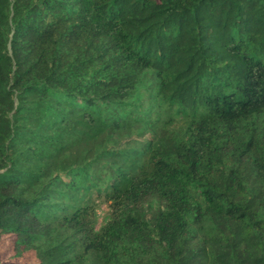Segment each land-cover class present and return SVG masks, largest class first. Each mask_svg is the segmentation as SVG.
Wrapping results in <instances>:
<instances>
[{
    "label": "trees",
    "instance_id": "16d2710c",
    "mask_svg": "<svg viewBox=\"0 0 264 264\" xmlns=\"http://www.w3.org/2000/svg\"><path fill=\"white\" fill-rule=\"evenodd\" d=\"M8 243L14 264H264V0H0Z\"/></svg>",
    "mask_w": 264,
    "mask_h": 264
},
{
    "label": "rangeland",
    "instance_id": "374dc122",
    "mask_svg": "<svg viewBox=\"0 0 264 264\" xmlns=\"http://www.w3.org/2000/svg\"><path fill=\"white\" fill-rule=\"evenodd\" d=\"M141 103L144 106L145 110L150 109L151 106L152 107L157 106L156 101L145 90H143ZM175 111L178 112L177 109H175ZM177 115L180 116L176 118H181V116H183L179 113H177ZM115 139H117L116 142L120 143L123 147L139 148L142 142H144V140L151 139V133L144 131V126L138 124L130 129L120 132V134L118 135H115ZM96 206H97L96 229L100 230L111 220L112 209L110 207V204L102 200H98L96 202ZM161 206L162 204L156 198H151L148 201H146L144 204H142L141 209L144 214L150 217ZM10 246L11 244L8 243L7 245L3 246L2 249H0V264H14L12 263L13 261L7 259L13 254L12 246L11 247ZM30 264H35L34 259Z\"/></svg>",
    "mask_w": 264,
    "mask_h": 264
}]
</instances>
